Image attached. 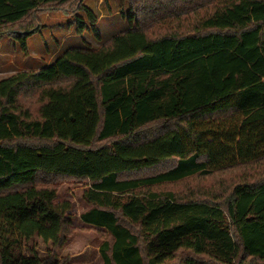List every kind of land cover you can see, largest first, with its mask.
<instances>
[{"label":"trees","instance_id":"trees-1","mask_svg":"<svg viewBox=\"0 0 264 264\" xmlns=\"http://www.w3.org/2000/svg\"><path fill=\"white\" fill-rule=\"evenodd\" d=\"M123 1L99 49L0 80V264L69 262L68 178L102 264H264V0ZM46 12L101 41L84 0H0V35L28 53ZM195 175L222 192L167 190Z\"/></svg>","mask_w":264,"mask_h":264},{"label":"rangeland","instance_id":"rangeland-1","mask_svg":"<svg viewBox=\"0 0 264 264\" xmlns=\"http://www.w3.org/2000/svg\"><path fill=\"white\" fill-rule=\"evenodd\" d=\"M84 4L98 16L97 27L101 33V41L94 37L90 29L79 34L74 16H67L60 12L43 13L40 30L28 39V53H25L13 38L0 35V80L19 72L38 71L54 62L60 54L69 48L99 49L115 35L128 29L125 15L128 13L129 6L126 1L84 0ZM29 104L31 106L33 102H29ZM220 181L221 179L215 176L198 177L195 175L184 183L167 187V190L181 191L188 185L197 182L201 188H208L214 193L220 194L222 192L218 186ZM227 181L229 182L230 178ZM55 185L58 187L57 200L68 199L73 203L71 217L75 227L74 233L58 250V258L68 257L67 264H102L99 248L104 238L96 229L83 223L80 217L81 213L89 208L83 200V192L88 187L86 181L68 178ZM29 246H34L41 257H46L52 252L51 244L44 243L38 237H35Z\"/></svg>","mask_w":264,"mask_h":264}]
</instances>
